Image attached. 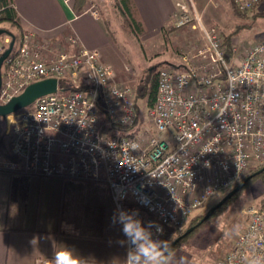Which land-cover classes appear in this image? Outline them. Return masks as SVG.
<instances>
[{
	"label": "built area",
	"instance_id": "2783aa9c",
	"mask_svg": "<svg viewBox=\"0 0 264 264\" xmlns=\"http://www.w3.org/2000/svg\"><path fill=\"white\" fill-rule=\"evenodd\" d=\"M261 1L234 4L246 11ZM176 7L175 25L194 20L202 40L183 53L179 70H158L146 117L153 125L136 129L135 94L112 80L96 49L69 35L74 50L50 57L35 33L24 30L0 68V104L34 81L55 77L58 83L55 92L5 117L8 149L0 151V170L103 178L117 211L134 214L160 241L166 227L180 226L208 198L264 165V38L241 53L233 47L228 60L221 31L204 26L192 0ZM83 13L100 19L96 9ZM121 128L129 130L121 134ZM247 212L217 264H264V212ZM126 243L127 255L134 253L127 237Z\"/></svg>",
	"mask_w": 264,
	"mask_h": 264
},
{
	"label": "crops",
	"instance_id": "0c3cea01",
	"mask_svg": "<svg viewBox=\"0 0 264 264\" xmlns=\"http://www.w3.org/2000/svg\"><path fill=\"white\" fill-rule=\"evenodd\" d=\"M127 1L138 37L162 35L175 38V43L184 42L187 26L175 25L179 17L178 0ZM12 2L23 31L32 30L36 37L58 41L72 51L73 47L65 41L70 32L79 43L98 51L99 62L112 69L113 81H132L122 56L110 54V59L104 60L102 50L109 44L110 34L101 19L78 13L75 0ZM198 5L204 20L207 19L206 4L199 0ZM86 6L82 5V9ZM200 40L202 34L197 41ZM86 80L87 74L82 72L81 81ZM37 177L42 176L0 170V178L8 180L7 185H0V264H45L64 247L80 256L83 264H126V237L103 178L87 181L64 177L62 200L50 217L47 212L39 216L38 205L35 209L31 206L30 182Z\"/></svg>",
	"mask_w": 264,
	"mask_h": 264
},
{
	"label": "rangeland",
	"instance_id": "374dc122",
	"mask_svg": "<svg viewBox=\"0 0 264 264\" xmlns=\"http://www.w3.org/2000/svg\"><path fill=\"white\" fill-rule=\"evenodd\" d=\"M192 1V3H194V9L205 27L214 26L221 31L223 37L224 34L232 36V45L237 49V53H241L244 49L264 38V0L258 3L260 6L257 4V6L255 5L256 7L254 6L246 11H241L242 15L235 14L230 8L227 0H201L204 1L207 6L206 15L208 16L205 20L199 9V0ZM86 4L87 6L81 10L82 12L87 9H96L103 24L106 20L109 21L108 26L111 30V36L109 44L102 50L103 58L104 60L107 58L110 59L111 54L113 57L114 55L122 56L123 59L126 60L125 63L129 66L127 67V73L132 81H126L123 84L131 88L134 94H136L134 89L136 86L135 83L138 82L140 76L145 72L147 67L156 65L158 69L161 67H168L173 70H179L181 56L188 50L187 48L197 45V40L200 38L201 31L199 32L197 23L192 20L186 25L187 30L184 31L186 39L183 43H175V38H164L162 35L159 37L142 39L137 37L130 30V27H127L121 20V15L114 10L113 0H90ZM0 27L15 34L16 42L19 40L20 34L23 33L6 21L0 23ZM4 35L6 34H0V47L7 48L9 45L8 43L11 41V36L8 34L9 37L3 39ZM68 36L69 35H67V37ZM36 39L50 50V52L47 53H50V57H55L60 52L68 51L69 48V46L65 47L58 41L53 42L50 39L47 40L38 37H36ZM66 43L68 44V41H66ZM119 83L122 84V82ZM144 101L145 99L141 105L140 122L138 119L134 126L135 129L138 126L153 125L151 120L149 122L146 118L148 108ZM100 118L102 121L104 115H101ZM1 120L4 121V118L1 117ZM250 171L251 169L247 175L251 174ZM11 173L18 172L14 171ZM64 177L65 176H42L30 182L31 206L35 209L36 205H38L37 211L39 216H44L45 212H47L51 217L54 213L57 204L61 202L63 197L62 180H64ZM1 184L7 185L8 180L0 178V185ZM230 190L231 189L220 191L216 195L208 198L191 213L189 219L198 213L205 214ZM3 192H6V189H3ZM75 199L77 201L79 200L77 195ZM78 202L80 203V201ZM222 206H224V208L219 210L212 219H209L199 230L194 232V234L190 235L188 240L176 244L177 247L173 250V255L169 257V264H217L230 249L235 236L243 229L248 217L247 211L251 207H256L264 212V181L262 178H256L250 181L245 188H242V191H240L237 196L233 197V199L231 197ZM189 219L185 221V224L189 222Z\"/></svg>",
	"mask_w": 264,
	"mask_h": 264
},
{
	"label": "trees",
	"instance_id": "16d2710c",
	"mask_svg": "<svg viewBox=\"0 0 264 264\" xmlns=\"http://www.w3.org/2000/svg\"><path fill=\"white\" fill-rule=\"evenodd\" d=\"M88 1H90V0H75V4L79 6V9H77V11L80 12L82 10V5H85ZM113 1H114V8H115L114 10H116L117 13L119 15H121V20L124 22V24L127 25V27H130V30L138 37L139 33H138L137 24H136V21L134 20V18L132 17V15L130 13L128 1L127 0H113ZM227 1H228L230 8L235 12V14L242 15V12L236 8V6L234 4V0H227ZM4 21L9 22L10 25L15 27L18 31L23 32V30L20 26L19 18H18L16 11H15L12 0H0V23H2ZM104 25L106 26V29L111 36V30L109 29V26H108L109 21L106 20ZM186 25L187 24L176 27V28H182V27H185ZM0 28H3V27H0ZM5 34L6 35H4L3 39L8 38L9 37L8 34H9L10 36L11 35L14 36L15 42H16V36H15V34L11 33V31H8L6 29ZM67 35H71L70 32H68ZM223 39H224L223 40V46H224V50H225L224 54H225L226 59L229 60L232 56V48H233L232 40H233V38L231 35H225L224 34ZM4 42H5V40H4ZM4 49H5V47H4ZM156 69H158V67H156V65H151V66L147 67L145 72L140 76L138 82L135 83V85H136L134 88L135 92H136V94H135V101H136L135 107L136 108L135 109L137 112L139 122H140L141 105H142L143 100L145 99L144 103H145L147 108H150L151 106H153L154 101H155L156 89H157V71H158ZM60 85L62 86V88L67 90L68 85L66 82L61 80ZM21 110H24V109H21ZM21 110H19V111H21ZM3 118H4V121H2L1 117H0V151L7 154L8 144H7V139L5 137V134H4L5 117H3ZM120 130H121V134H124L129 129L128 128H121ZM263 166L264 165L255 166L251 169L250 172L251 173L255 172V171L261 169ZM248 175H246L242 180L237 182L231 189H233L238 184H240ZM68 178H70V177H68ZM256 178H262V180L264 181V171L261 172L260 174L256 175V176H254L253 178H251L247 182V184L244 186V188L249 184L250 181H252ZM72 179H78V178H72ZM80 180H84V179H80ZM240 191H242V189L238 190L232 196V199H233V197L237 196V194H239ZM222 208H224V206H221L218 209H216L214 211V213L208 219H206L205 221L200 223L198 226H196L195 229L190 234H188L187 236L182 238L178 243H181L182 241L188 240V237L190 235L194 234V232L199 230L200 227H202L209 219H212L214 217V215H216L219 212V210H221ZM204 215L205 214L198 213L195 216H193L191 219L188 218L189 222L186 224L184 222L183 224H181L180 226H177V227H166L164 235L162 236L160 241H166L167 244L170 245L177 237H180L189 227L196 225L203 218ZM175 247H177V245ZM175 247L172 250H174Z\"/></svg>",
	"mask_w": 264,
	"mask_h": 264
},
{
	"label": "clouds",
	"instance_id": "9594fccd",
	"mask_svg": "<svg viewBox=\"0 0 264 264\" xmlns=\"http://www.w3.org/2000/svg\"><path fill=\"white\" fill-rule=\"evenodd\" d=\"M117 218L122 225L124 236L136 246L134 253L130 252L127 255L126 264H169V257L173 255V250L166 241L153 240L150 232L134 218V214L121 210ZM157 230L163 232L159 226ZM45 264H83V260L80 256L74 255L71 249L64 247Z\"/></svg>",
	"mask_w": 264,
	"mask_h": 264
},
{
	"label": "water",
	"instance_id": "95a60500",
	"mask_svg": "<svg viewBox=\"0 0 264 264\" xmlns=\"http://www.w3.org/2000/svg\"><path fill=\"white\" fill-rule=\"evenodd\" d=\"M6 30L0 28V34L5 33ZM15 45V38L13 35H11V41L6 49L3 50V52L0 54V68L5 58L10 54L13 47ZM58 80L55 77H50L46 79H41L38 81H34L27 85L24 90L13 96L9 101L6 103L0 104V117H6L14 112H17L21 109H25L28 106H30L37 98L44 96L46 94L52 93L56 91ZM0 86H1V75H0ZM264 171V166L249 174L240 184H238L236 187L231 189L218 203H216L214 206H212L203 216V218L194 226L189 227L180 237H177L171 244V248L173 249L176 244L185 236L190 234L196 226H198L200 223L208 219L214 211L222 206L227 200H229L238 190H241L247 182L253 178L254 176L260 174Z\"/></svg>",
	"mask_w": 264,
	"mask_h": 264
},
{
	"label": "bare ground",
	"instance_id": "6f19581e",
	"mask_svg": "<svg viewBox=\"0 0 264 264\" xmlns=\"http://www.w3.org/2000/svg\"><path fill=\"white\" fill-rule=\"evenodd\" d=\"M10 43V42H9ZM2 49H4V47H2ZM6 49V48H5ZM161 68H164V67H161ZM160 69V68H159ZM158 69V70H159ZM157 75H158V71H157ZM158 77V76H157ZM156 91H157V89H156ZM7 117V116H6ZM29 174V173H28ZM105 182V181H104ZM106 184V183H105ZM108 189V188H107ZM109 193V192H108ZM110 196V195H109ZM110 199H111V201H112V198L110 197ZM112 203H113V201H112ZM114 204V203H113ZM115 206V205H114Z\"/></svg>",
	"mask_w": 264,
	"mask_h": 264
}]
</instances>
